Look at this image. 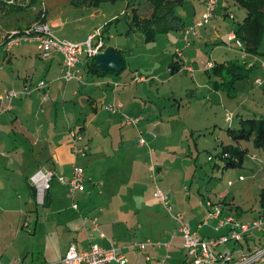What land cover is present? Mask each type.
<instances>
[{
  "label": "crops",
  "instance_id": "0c3cea01",
  "mask_svg": "<svg viewBox=\"0 0 264 264\" xmlns=\"http://www.w3.org/2000/svg\"><path fill=\"white\" fill-rule=\"evenodd\" d=\"M189 1L193 4L202 2L203 5L202 14L195 11L194 23L204 16L208 0ZM218 3L216 15L210 20L213 21L211 27L208 25L209 21L198 27L196 32L186 34L189 25H183L181 36L177 38L183 40L188 52L198 39L194 50L200 51L199 59H193V51L189 58L178 48L175 53L172 52L168 69L174 66L169 72L173 74L177 71L176 66L180 63H176L180 59L177 52L182 51L188 64L193 61L201 68L199 74H196L198 79L195 77L197 85H203L199 80H203L202 71H206L209 79L205 83H208L210 99L219 100L221 105L226 106L229 103L226 91L214 86L213 68L206 69L205 65L211 62L214 66L215 63L237 60L247 68H253L256 78L259 74L264 76V60L260 59L261 55L246 54L235 41L221 33L226 14L230 10L227 6L229 4L223 2L217 15ZM136 6L141 18L150 16L152 7L149 3ZM42 7L45 8L44 17H41L39 9L28 12V16L20 12L17 26L10 30H23L25 26L40 19L50 23L60 21V8L55 16L54 13L51 14L53 7L47 13L46 1ZM194 8L196 9L195 4ZM233 20L230 32L235 31L238 23L235 16ZM64 25L66 21L63 25L61 22L55 28L56 31ZM3 30L5 32L7 29ZM92 31L77 41H85ZM102 37L104 41L107 37L109 39L105 33H102ZM142 37L145 42H149L146 41V36ZM63 38L71 39L68 36ZM5 40L3 37L0 41V92L14 90L17 95L0 102L1 264H62L71 244L80 250L91 244L104 248L118 247L128 260L126 264H194L183 245L180 226L171 230L172 234L168 238L171 243L164 244L157 240L168 237L166 220L161 214L165 207L153 190V185L159 183L170 194L175 210L181 212L193 232L207 238H218L229 233L230 228L225 232L226 227L217 228V223L227 216L238 218L233 213V206L230 207L225 200L227 209L224 211L222 208L209 220L205 210L203 215L195 214L194 209L184 210L178 197L182 198L180 191L188 190L189 187L185 185L181 188V178L177 180L180 189L176 188V182L172 183L170 180L178 170L183 169L181 164L170 160L171 154L165 158L164 151L159 152L156 159V150L152 148L151 141L148 144L141 130L144 124L150 126L153 114L158 119L161 117L163 122L164 109L151 92L153 81L160 76L158 74H163L162 71L151 69L149 76L142 74L139 68L143 63L139 67L127 64L125 56L129 57L134 53L131 47L128 49V44L124 46L115 43L107 48L105 45L102 50L114 48L125 65L121 71H96L92 65L95 57L90 59L83 54L81 62L73 69L76 77L68 81L64 77L66 66L60 53L55 52L50 57L43 58L34 42H20L8 48L6 43L4 45ZM219 43L232 52L234 58L219 56V59L211 60L207 55L208 46H218ZM259 52L264 55L261 48ZM181 71L195 75L183 69ZM137 76H142L143 79L137 80ZM42 80L47 82L46 88L38 86ZM253 83L254 89L240 96L244 98L259 91L264 93V87L259 88L255 81ZM157 95L160 97L159 91ZM118 101L122 103V107L111 110L109 104ZM151 104L152 109L149 108ZM243 109L246 113L228 112L224 118L226 125L223 126L238 129L246 118L264 115V109L252 113H248L244 107ZM126 116L140 117L141 120L137 124H127L124 123ZM140 124L143 125L139 127ZM217 124L220 125L219 122ZM162 126V123L159 124V128ZM75 132L82 137L77 144L87 145L85 152L74 151L71 136ZM225 134L228 140L226 144L232 145L234 142L231 136L228 132ZM140 138H144L147 144L141 145ZM226 144L223 142V147ZM238 144L247 150L244 165L247 161L255 164L254 161H258L257 154L252 153L244 141ZM218 158L216 161H220ZM75 164L84 170L85 190L72 195L69 188L55 178L51 189L46 193L44 204L39 203L30 183V176L39 169H48L69 179ZM151 166L155 168L154 172L151 171ZM74 202L78 203V209L73 207ZM209 206L211 211L213 204H208ZM241 213H244L243 221L239 219L244 223L261 217H251L252 214L245 210H241ZM148 240L154 244H145L144 247L138 245ZM245 240L248 246H243ZM239 246L235 243L230 248L231 251L234 250L236 258L239 256ZM241 246V254L264 246V228L244 235ZM224 249H229L226 242L217 247V251Z\"/></svg>",
  "mask_w": 264,
  "mask_h": 264
},
{
  "label": "rangeland",
  "instance_id": "374dc122",
  "mask_svg": "<svg viewBox=\"0 0 264 264\" xmlns=\"http://www.w3.org/2000/svg\"><path fill=\"white\" fill-rule=\"evenodd\" d=\"M129 1L132 4L128 7L127 4ZM223 2L229 4L227 6L230 11L226 14V21L222 26L221 33H225V36H228L231 30L230 25L231 23H234L232 14L236 17V21H238L241 20L246 13L243 8L239 7L233 1L217 0V15ZM133 3V0L108 1L102 3L99 7L87 8L71 5L69 0H46V10L47 13H49V10L53 7L51 14L54 13L56 16L59 12L58 9L60 8V21L62 22V25L66 21V25L56 31L58 36L62 38L68 36L71 40L73 39L77 41L81 37L87 36L90 30H93L92 33L101 31L103 34L105 33L106 36H109V39L108 37L105 38L106 43L104 41L106 48L115 43H120V45L124 46L128 44V49L131 47V50H133L134 53L129 57L125 56L127 64L131 67H139L143 63L139 70L142 74L147 76L150 75L149 71L151 69H155L156 72H163V74H158L160 76L153 81L151 87L153 97L158 99L156 101H158L164 109L165 116L163 122H161V117L158 119L157 115L153 114L154 116L151 118L150 126H145L143 123L144 125L140 124L139 127L143 125L141 130L144 132V137L147 138L146 141H148V144L151 141L152 148L156 150V159L160 154L159 152L164 151L165 158L171 154L170 160H174L177 164H181L183 169L178 170L176 175L172 176L170 180L172 183L176 182V188L180 189L177 180L178 178H181L183 180L181 188L183 189L185 185L189 187L188 190L180 191L182 193V198L178 197L179 200L181 199L179 204L184 210L192 211V209H194L195 214L199 213V215H203V211L205 210L204 213L206 214V217H209L210 206L208 207V204H213V210L215 207H218L220 210L223 208L225 211L228 207L225 202L226 200L229 202L228 205H230V207L233 206V213L238 217L236 218L238 221H240V219L243 221L242 217L244 213L242 214L241 210L251 213V217L261 216L264 218V150L255 148L251 141H244L245 146L249 147L252 153L255 152L257 154L258 161H254L255 164H251L247 161V164L245 165L243 164L237 167L226 168L224 167L223 159L216 161V158H218V151L223 149V142L225 144L228 143L227 135L225 134V132H228V127L223 126L224 124L226 125L224 118L227 117L228 112L238 114L246 113L243 107L248 113L260 112L264 109V105H262L264 104V93L261 91H259L260 94L256 93L244 98L240 96L241 94L248 93L254 89L253 81L256 82V79L259 76L262 77L263 82L257 83L256 85L259 88L264 87V76L259 74L255 78L253 70L248 77L238 80L235 83L237 91H234L232 94L226 92L228 95L227 101L229 102L226 106L221 105L219 100H211L207 91L208 83H205L209 79L208 73L202 71L203 73L201 76L203 77V80L200 79L199 82L203 83V85H197L196 81L199 76H196V74L200 72L199 70H201V68L197 67L193 61L192 64L195 66L191 65L195 71V73L193 72V74H195L194 76L181 70L172 74L168 69L171 62L172 52L174 51L175 53L178 48L182 49L185 56L189 58L190 53L193 51L195 55L193 59L198 60L201 53L200 51L194 50L198 39L194 42L192 45L193 47L191 46L192 48L188 52L183 40H177V38L181 36V30H179L181 25L178 28H176L177 25H172L171 27L170 25L172 23L168 25L165 19L163 23H166L169 28H164L165 25L161 24L163 26L155 33V40L145 42L142 37L145 36L143 30L140 27L138 28L133 25ZM194 4L196 9L194 8ZM194 4L189 0H186L183 4L175 7L176 15H178L183 21L182 25H189L188 27H190L200 20L192 23L196 10L199 11V14L203 13L202 2ZM41 5L42 4L39 6ZM28 12H34V10L31 9L30 11L27 10L21 13H23L24 16H28ZM21 13L14 12L6 14L0 12V41L1 39L3 40L1 34V32L4 31L3 29L6 28L7 30L5 31H11L10 29L15 28ZM215 15L216 11L214 17ZM8 22L11 23L8 24ZM208 25L211 27L213 21H210ZM28 26L30 25L25 26V28ZM15 30L21 31V29ZM110 36H112V38ZM157 36L159 37L157 38ZM220 45L222 46V43H219L218 46L214 44L208 46L207 55L211 60L218 58L219 56H221V58H234L232 52ZM260 48L261 52L264 54V42L261 43ZM202 53L205 55V52ZM260 59L264 60V55L261 54ZM211 88L216 91L214 86H211ZM230 90L232 91V88ZM157 91H159L160 97H158ZM152 106L153 105L151 104L149 108L152 109ZM218 122L220 125H216ZM161 123L163 126L159 128V124ZM199 128L201 130H198ZM233 142V146H240L238 142L234 140ZM225 146H227V144ZM241 176L244 178L241 179ZM159 184H155V186L153 185V190L156 191L160 188L168 194V201L171 210H169L162 203L161 198L158 197V200L165 207L164 212L161 214L166 220L168 237L166 236L165 239L161 238L157 240L167 244L171 243L168 239L172 234L171 230L174 231L176 226L177 228L179 226V222L175 217L180 215L182 220L185 222L186 220L181 215V212L175 210L170 194L161 187V184ZM204 217L205 215L203 218ZM227 217H223L222 220H226ZM245 219L248 218L245 217ZM150 227H152V225ZM223 227H226L225 232H228L230 228L227 235H231V232L233 231L231 224L221 226V219H219L217 228ZM152 243L154 244V242ZM226 243L229 248L228 250H230L235 243L240 245L237 247L239 251L237 252L239 253L238 258H236L233 253L234 260H237L238 263H241L244 257L255 251L254 249H250L247 253L241 254L240 250L244 245H247L246 240L243 242L245 243L243 246H241V241L236 238H230ZM259 264H264V259L259 262Z\"/></svg>",
  "mask_w": 264,
  "mask_h": 264
},
{
  "label": "built area",
  "instance_id": "2783aa9c",
  "mask_svg": "<svg viewBox=\"0 0 264 264\" xmlns=\"http://www.w3.org/2000/svg\"><path fill=\"white\" fill-rule=\"evenodd\" d=\"M7 2L12 5H21L18 0H7ZM45 0H41V4L44 5ZM217 7V0H208L206 3V11L204 16L197 21L194 25L186 29L185 33L188 34L191 31H197L198 27L207 24L213 17ZM32 9L40 11L41 17H44L45 8L42 5L39 7L33 6ZM44 10V11H43ZM232 14V18H233ZM61 22H45L43 20L34 21L30 26L24 28L21 31H5L3 33L4 38L7 39L6 46L11 48L13 45L20 42H30L36 43L40 55L43 58L50 57L53 53L57 52L63 56V62L66 66L65 78L69 81L75 78L74 68L81 62L82 55L86 54L88 58H93L99 53L104 47V40L102 37V32L97 31L91 33L85 41H76L68 38H62L56 33V27L59 26ZM1 27V26H0ZM228 39L235 41L236 44L243 49L242 40L236 35L235 31L228 34ZM243 51H245L243 49ZM177 55L183 62V69L189 73L194 72V68L191 64L187 63L184 59L183 53L181 51L177 52ZM206 69H212L213 63L209 62L206 65ZM142 76H137V80H142ZM262 77L256 79V83H262ZM39 87L47 86V82L40 81ZM28 89V88H27ZM17 95L14 90L8 92H0V102L6 98H12ZM122 107L120 101L116 103L109 104L111 110H118ZM141 120L140 117L126 116L124 118V123L127 124H137ZM82 137L77 133H73L71 136L73 142V148L76 153H82L87 150V145L77 144ZM139 142L141 145L147 144L144 138H140ZM155 168L151 166V171L154 172ZM57 179L61 184L67 186L72 195L78 191L85 190L86 176L84 174L83 168L77 164L73 165L72 177L66 178L62 175L57 174L53 170L39 169L30 176V183L35 189V195L37 201L44 204L46 193L51 189L54 179ZM243 179V176H241ZM155 195L161 198L162 203L171 210L168 201V194L162 189L158 188L155 191ZM73 207L78 209V203L74 202ZM220 208L215 207V209L210 213V218L216 216ZM176 220L179 222L180 231L184 237L183 245L186 248L189 256L191 257L194 264H253L261 262L264 259V246L256 247L253 253L248 254L244 257L241 263L234 260L231 250L225 249L222 251H217V247L227 242L230 238L241 239L244 234L249 232H254L256 230H262L264 228V218L260 217L253 222L244 223L238 221L235 217H227L226 220H221V226L231 224L233 231L231 235H223L218 238H207L202 237L193 232L189 223L183 221L180 215H177ZM145 244H153L150 240L138 244L144 247ZM126 256L121 252L120 248H104L98 244H91L88 248L80 250L76 245L71 244L63 259L62 264H104L107 262H118L120 264L127 263ZM1 264V263H0Z\"/></svg>",
  "mask_w": 264,
  "mask_h": 264
},
{
  "label": "trees",
  "instance_id": "16d2710c",
  "mask_svg": "<svg viewBox=\"0 0 264 264\" xmlns=\"http://www.w3.org/2000/svg\"><path fill=\"white\" fill-rule=\"evenodd\" d=\"M18 1L22 4L20 5L18 3V5H10L7 0H0V10L2 9L0 12L10 14L27 10L30 11L33 6L38 7L41 4V0ZM108 1L115 2L118 0H69L71 5L87 8L99 7L102 3ZM185 1L186 0H133V25L138 28L140 27L143 30L145 33L144 35L146 36V41L155 40V33L163 26L161 24L165 25L164 28H169L166 23H163L165 19L168 25L172 23L170 25L171 27L172 25H177L176 28H178L181 25L179 28V30H181L183 27V21L178 15H176L175 7L177 5L183 4ZM227 1H233L235 4L245 10V16L241 20L237 21L238 23L235 28L236 35L243 42V49L245 50V53L261 55L259 49L264 34V0ZM145 2L149 3V5L152 7V11L148 18H141L136 5L139 6ZM131 4L132 3L129 1L127 6L129 7ZM3 33L4 31L1 32L2 35ZM92 60V65L94 66L95 70L105 73V71L97 66L95 59ZM176 63H179L176 66V70H181L183 66L181 59H179ZM251 71H253V68H247L245 64L243 65V63H239L237 60H230L228 63H215L213 66V73L215 74V79L213 80L214 86L218 89L225 90L228 94H232L234 91H236L235 83L238 80L248 77ZM231 88L232 91L230 90ZM227 131L234 141H251L255 148L264 150V115L260 117L246 118L242 121L240 128L236 129L228 127ZM246 154L247 150L244 147L227 145L223 147V150L221 154H218V157L224 160V167L228 168L243 165ZM211 209L212 210L210 213L213 211L212 207ZM209 219L210 217H208V220ZM250 233L253 232H249L244 235L246 236ZM243 237L240 239V241H242ZM232 253H234V250Z\"/></svg>",
  "mask_w": 264,
  "mask_h": 264
},
{
  "label": "water",
  "instance_id": "95a60500",
  "mask_svg": "<svg viewBox=\"0 0 264 264\" xmlns=\"http://www.w3.org/2000/svg\"><path fill=\"white\" fill-rule=\"evenodd\" d=\"M95 62L103 71L119 72L125 66L122 57L114 50L113 47L97 53ZM173 68L174 66H171V69L169 70H172Z\"/></svg>",
  "mask_w": 264,
  "mask_h": 264
},
{
  "label": "clouds",
  "instance_id": "9594fccd",
  "mask_svg": "<svg viewBox=\"0 0 264 264\" xmlns=\"http://www.w3.org/2000/svg\"><path fill=\"white\" fill-rule=\"evenodd\" d=\"M45 1H46V0H45ZM2 37H4V36L2 35ZM6 41H7V39L5 40L4 45H5ZM104 47H105V44H104ZM104 47H103V48H104ZM101 51H103V50H101ZM101 51H100V52H101ZM95 57H96V56H95ZM181 61H182V60H181ZM182 69H183V66H182ZM183 70H184V69H183ZM258 247H263V246H258ZM255 248H256V247H255ZM255 248H254V249H255Z\"/></svg>",
  "mask_w": 264,
  "mask_h": 264
},
{
  "label": "bare ground",
  "instance_id": "6f19581e",
  "mask_svg": "<svg viewBox=\"0 0 264 264\" xmlns=\"http://www.w3.org/2000/svg\"><path fill=\"white\" fill-rule=\"evenodd\" d=\"M184 221V220H183ZM184 238V237H183ZM183 242H184V239H183ZM158 244H160V242L158 243ZM223 244V243H222ZM232 252V251H231ZM233 254V253H232Z\"/></svg>",
  "mask_w": 264,
  "mask_h": 264
}]
</instances>
